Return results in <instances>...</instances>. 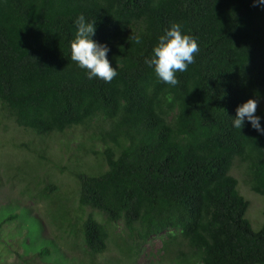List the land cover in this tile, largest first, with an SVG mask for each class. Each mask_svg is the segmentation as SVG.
<instances>
[{
  "label": "trees",
  "instance_id": "obj_1",
  "mask_svg": "<svg viewBox=\"0 0 264 264\" xmlns=\"http://www.w3.org/2000/svg\"><path fill=\"white\" fill-rule=\"evenodd\" d=\"M80 14L109 49L118 73L110 83L71 60ZM174 22L199 52L171 86L145 61ZM263 97L260 0H0V117L25 135L79 128L98 137L106 168L69 170L76 203L122 221L134 254L157 236L176 264H264V134L232 123L239 105ZM255 115L264 128V105ZM233 161L261 197L255 231ZM79 231L91 255L105 250L107 229L91 213Z\"/></svg>",
  "mask_w": 264,
  "mask_h": 264
},
{
  "label": "rangeland",
  "instance_id": "obj_2",
  "mask_svg": "<svg viewBox=\"0 0 264 264\" xmlns=\"http://www.w3.org/2000/svg\"><path fill=\"white\" fill-rule=\"evenodd\" d=\"M258 103L263 106L264 97ZM88 133L71 128L36 137L0 117V220L5 219L0 221V264H176L157 236L134 254L122 221L107 223L100 213L78 206L69 170L90 174L106 168L99 155L103 144ZM229 173L247 202L244 218L255 231L262 224L261 197L243 183L242 165L233 161ZM49 184L55 186L51 193L45 191ZM89 213L107 229L100 254L91 255L81 242L79 225ZM167 248L175 246L168 242Z\"/></svg>",
  "mask_w": 264,
  "mask_h": 264
},
{
  "label": "clouds",
  "instance_id": "obj_3",
  "mask_svg": "<svg viewBox=\"0 0 264 264\" xmlns=\"http://www.w3.org/2000/svg\"><path fill=\"white\" fill-rule=\"evenodd\" d=\"M260 2L264 3V0ZM74 24L76 32L71 42V60L81 69L87 70L86 75L89 80L99 78L110 83L118 73L107 59L109 51L107 45L98 44L91 38L95 34V20L88 21L83 14H80ZM140 42L137 37L136 43ZM198 52L197 39L190 34H184L182 25L174 22L159 37L158 43L153 48L152 57L146 59L145 63L154 68L155 74L163 82L176 86L180 83L176 73L187 71L188 65L195 63V54ZM257 108L258 101L255 99H248L239 105L232 122L233 127L240 130L247 120L256 131L264 134L260 118L255 115Z\"/></svg>",
  "mask_w": 264,
  "mask_h": 264
}]
</instances>
